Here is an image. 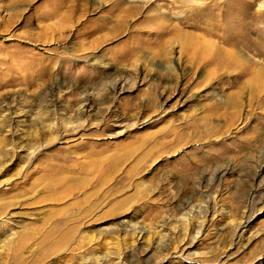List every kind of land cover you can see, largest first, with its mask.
Segmentation results:
<instances>
[{"label": "rangeland", "instance_id": "374dc122", "mask_svg": "<svg viewBox=\"0 0 264 264\" xmlns=\"http://www.w3.org/2000/svg\"><path fill=\"white\" fill-rule=\"evenodd\" d=\"M263 71L264 0H0V264H264Z\"/></svg>", "mask_w": 264, "mask_h": 264}, {"label": "bare ground", "instance_id": "6f19581e", "mask_svg": "<svg viewBox=\"0 0 264 264\" xmlns=\"http://www.w3.org/2000/svg\"><path fill=\"white\" fill-rule=\"evenodd\" d=\"M145 1V0H144ZM147 1V0H146ZM194 1V0H193ZM180 2H181V0H180ZM156 20H157V22H158V19L156 18V17H154ZM230 57H232V55H230ZM264 74V71H263V73H262V75ZM262 75H260V77L263 79V77H264V75L262 76ZM262 82V84L264 85V80H262L261 81ZM126 86H128L127 85V83H126V77L125 76H122L121 75V77L119 78V79H114V80H112V82H111V85H109V87L112 89V92H111V94H114V93H116V92H118L119 90H123V89H126ZM108 87V88H109ZM113 96V95H112ZM84 98L82 99V101H81V103L83 104V103H85L84 105H87V104H89V103H86V101H88L90 98H89V96L88 95H84L83 96ZM232 100H230L229 101V106L231 105V103L233 104V103H235V102H237V101H232ZM237 104V103H236ZM232 106H234V105H232ZM83 111V110H82ZM84 111H88V110H84ZM129 227V229L130 230H132L133 232H135V233H138V235H139V237H142L143 236V230L139 227V226H133V225H129L128 226Z\"/></svg>", "mask_w": 264, "mask_h": 264}]
</instances>
